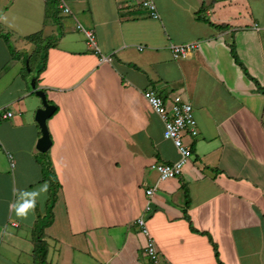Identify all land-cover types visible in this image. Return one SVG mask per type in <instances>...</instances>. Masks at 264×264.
<instances>
[{
  "label": "crops",
  "instance_id": "1",
  "mask_svg": "<svg viewBox=\"0 0 264 264\" xmlns=\"http://www.w3.org/2000/svg\"><path fill=\"white\" fill-rule=\"evenodd\" d=\"M151 1L157 19L140 0H66L68 16L52 0H0V112L12 114L0 117V264H35L40 223L46 264H150L136 220L152 187L146 226L164 264H264V0ZM54 9L60 35L30 79L55 107L40 153L24 69L57 36ZM77 25L94 32L96 52ZM188 43L197 50L175 60L171 46ZM146 91L189 103L198 130L183 137L181 174L164 182L150 166L180 156ZM45 181L34 215L8 213L14 184Z\"/></svg>",
  "mask_w": 264,
  "mask_h": 264
},
{
  "label": "built area",
  "instance_id": "2",
  "mask_svg": "<svg viewBox=\"0 0 264 264\" xmlns=\"http://www.w3.org/2000/svg\"><path fill=\"white\" fill-rule=\"evenodd\" d=\"M56 3L57 9L65 16L70 15L71 11L67 5L66 0H52ZM140 6L148 12V16L152 19L158 18L157 9L151 0H140ZM76 29L80 31L84 38L86 45L96 52L98 50L96 44V37L93 31L85 30L82 26L77 25ZM198 48L196 43H188L183 45L171 46V55L175 60L187 59ZM110 56H101L100 63H110ZM143 98L152 108V110L159 116L163 123V138L172 142L173 146L179 153V160L172 165H165L161 163H154L150 166L152 170L157 173L158 181L164 182L175 178L181 174L184 165L191 157L189 147L184 143L183 137L188 134L192 137L198 135L196 121L193 115V108L189 103H185L180 97H175L171 105L164 102L153 91H146ZM12 116L10 112L1 111L0 117L5 120ZM11 167L14 166L11 155H8ZM155 193V187L145 190L146 204L144 207V216L136 220V224L140 232L146 237V245L143 248V255L146 256L150 264H164L162 257L158 253L154 240L151 238L147 226V214L152 211V199ZM15 226V225H14Z\"/></svg>",
  "mask_w": 264,
  "mask_h": 264
},
{
  "label": "trees",
  "instance_id": "3",
  "mask_svg": "<svg viewBox=\"0 0 264 264\" xmlns=\"http://www.w3.org/2000/svg\"><path fill=\"white\" fill-rule=\"evenodd\" d=\"M52 2H48V4H51ZM54 8V7H53ZM57 14H58V11L56 9L53 10V16H52V20L56 23L57 25V30H58V34L57 36H53V37H47L45 39H43V44H41V46L39 47V51L41 52V59L39 61V64L38 65V68L36 70V76H35V81L37 80V77L39 76L40 73H42V71L44 70V67H45V64H46V61H47V50L51 47V45L58 39L59 37V25H58V20H57ZM208 23V22H207ZM221 27V26H220ZM218 28V27H216ZM222 28H224L222 26ZM40 33H37V34H33V35H30L28 37H26V40L30 41V42H36V40L38 38H40ZM0 37L6 42L9 44V37L7 34H2L0 33ZM11 48V47H10ZM231 53H232V56L235 58V61L237 62V57L235 55V50H234V47L233 45L231 46ZM32 71V70H31ZM49 168V167H48ZM47 170V166L44 167V171ZM52 187V194L54 195L55 194V191L59 188V184L58 182H56L55 180L52 181V184L51 186ZM188 202V201H187ZM186 202V208L188 207V203ZM186 210L184 212V216H185V219L187 221H189L187 215H186ZM50 217L47 219L49 220ZM43 222V221H42ZM46 224V222H44ZM48 223V222H47ZM39 229H36L37 230V233L36 235L34 236L35 238V257H34V260H35V264H46V255H47V245L42 241V238H43V234H42V228L44 227L42 223L39 224ZM192 230V229H191ZM213 248L215 249V245L213 244ZM214 254H215V257L217 256V253L216 251L214 250Z\"/></svg>",
  "mask_w": 264,
  "mask_h": 264
},
{
  "label": "clouds",
  "instance_id": "4",
  "mask_svg": "<svg viewBox=\"0 0 264 264\" xmlns=\"http://www.w3.org/2000/svg\"><path fill=\"white\" fill-rule=\"evenodd\" d=\"M48 188L47 181L33 188H20L14 184L11 189L13 199L8 203V213L18 219H28L30 215L35 214L38 202L46 197Z\"/></svg>",
  "mask_w": 264,
  "mask_h": 264
},
{
  "label": "water",
  "instance_id": "5",
  "mask_svg": "<svg viewBox=\"0 0 264 264\" xmlns=\"http://www.w3.org/2000/svg\"><path fill=\"white\" fill-rule=\"evenodd\" d=\"M31 88L34 91L35 96L40 98L42 103V107L35 113V122L37 123L41 134L36 144V150L40 153H46L52 145L47 121L53 116L55 107L48 103L44 91L36 88L34 80L31 81Z\"/></svg>",
  "mask_w": 264,
  "mask_h": 264
},
{
  "label": "rangeland",
  "instance_id": "6",
  "mask_svg": "<svg viewBox=\"0 0 264 264\" xmlns=\"http://www.w3.org/2000/svg\"><path fill=\"white\" fill-rule=\"evenodd\" d=\"M40 59H41V52L38 51L37 55H35V56L30 60V68H31L32 71L30 72V68H29V67H27V68L24 69V74L28 77L29 80L33 77V75H35L36 70H37L36 65H40V64H39ZM31 81H32V80H30V85H31ZM35 100H37V102H38V104H39V106H40V108H41V107H42V104H41L40 99H39L38 97L35 96ZM40 108H38V109H40ZM38 109H37V110H38ZM37 110H36V111H37ZM193 115H194V114H193ZM35 124H36V123H35ZM36 126H37V125H36ZM37 128H38V126H37ZM38 132L40 133L39 128H38ZM39 156H41V155L39 154Z\"/></svg>",
  "mask_w": 264,
  "mask_h": 264
}]
</instances>
